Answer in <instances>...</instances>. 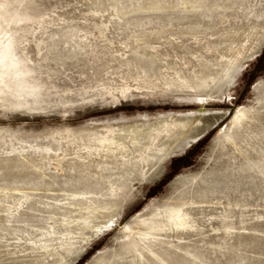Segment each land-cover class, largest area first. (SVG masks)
Here are the masks:
<instances>
[{"label": "rangeland", "instance_id": "obj_1", "mask_svg": "<svg viewBox=\"0 0 264 264\" xmlns=\"http://www.w3.org/2000/svg\"><path fill=\"white\" fill-rule=\"evenodd\" d=\"M262 56L264 0H0V264H264Z\"/></svg>", "mask_w": 264, "mask_h": 264}, {"label": "bare ground", "instance_id": "obj_2", "mask_svg": "<svg viewBox=\"0 0 264 264\" xmlns=\"http://www.w3.org/2000/svg\"><path fill=\"white\" fill-rule=\"evenodd\" d=\"M221 116H223L222 112L204 111L187 112L178 115L176 119L181 122L182 127L174 135L166 139L168 143L167 153L182 149L193 142L204 131L210 129ZM150 123H154V121L150 120ZM65 264H68L67 260Z\"/></svg>", "mask_w": 264, "mask_h": 264}, {"label": "trees", "instance_id": "obj_3", "mask_svg": "<svg viewBox=\"0 0 264 264\" xmlns=\"http://www.w3.org/2000/svg\"><path fill=\"white\" fill-rule=\"evenodd\" d=\"M257 66L254 68L253 72H251L252 76L249 80L251 82L256 76L257 71L262 69L264 56L260 57L257 61ZM206 142L205 138H200L197 142L192 144L183 154L179 156L172 157L168 163L169 172L163 178L156 181L153 186L149 188V193L152 191H158V189L163 186L174 174L183 168L189 166L192 163L193 158L202 150ZM84 257H82L76 264H81Z\"/></svg>", "mask_w": 264, "mask_h": 264}]
</instances>
